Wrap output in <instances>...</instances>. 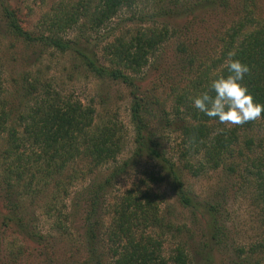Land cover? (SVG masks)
Instances as JSON below:
<instances>
[{"label": "trees", "instance_id": "1", "mask_svg": "<svg viewBox=\"0 0 264 264\" xmlns=\"http://www.w3.org/2000/svg\"><path fill=\"white\" fill-rule=\"evenodd\" d=\"M240 2L219 58L206 63L179 44L184 84L176 85L163 74L168 63L162 61V48L179 38L178 22L229 9L232 0H58L30 30L20 23L19 7L12 6L19 0H0V37L11 38L10 49L24 51V65L33 66L44 55L72 57L97 82L127 91L133 128L131 155L115 164L127 145L121 122L101 115L99 104L85 105L57 91L39 74L23 71L4 79L0 59V206L7 210L0 228L32 244L35 260L47 255L52 243L31 228L24 205L49 198L47 213L55 214L53 230L59 237L71 240L66 224L78 219L76 264H264V236L246 247L229 238L224 215L232 189L223 186L203 196L188 186L189 180L212 173L237 179L235 189L252 193L264 225V118L225 125L200 113L190 100L207 90L216 74L227 75L224 62L234 52L233 58L250 68L242 83L255 102L264 104V0ZM139 4L155 11L127 20L137 21L135 28H119L113 36L111 29L103 42L92 40L121 11ZM150 68L153 75H145ZM159 92L170 104L159 100ZM169 133L179 137L176 148L166 141ZM139 162H152L157 169L143 181L144 189L167 186L188 215L183 221L169 219L172 212L162 208L160 194L140 188L125 190L110 203L112 182ZM101 171L104 176L95 179ZM76 183L80 188L72 193ZM64 200L67 213L55 207ZM24 254L23 249L11 254L12 264Z\"/></svg>", "mask_w": 264, "mask_h": 264}, {"label": "rangeland", "instance_id": "2", "mask_svg": "<svg viewBox=\"0 0 264 264\" xmlns=\"http://www.w3.org/2000/svg\"><path fill=\"white\" fill-rule=\"evenodd\" d=\"M57 1L19 0L18 5L13 3L12 6L19 7L18 18L20 19V23L24 29L30 30L43 14L51 11L50 9ZM240 3V0H232V5L229 9L199 12L191 18L180 20L177 24L182 32L179 38L177 40H171L162 48V61L164 60L165 64L168 63L164 67L163 74L168 75L167 78L172 79L176 85H179L180 82L184 84L182 83L184 80L182 81L180 78L184 74H179L181 72L179 66L184 65L182 62L183 57L176 55V49L180 47L179 44H184L188 50L195 53L198 59L206 63L219 58L221 56L220 51L224 45L222 41L224 33L237 15V10H240ZM151 11L155 10H145L140 4L138 8L133 10H123L108 24L107 28L103 29L100 34L95 35L92 40H100L103 42V39L105 40V38L110 36L111 29L116 30L114 32L111 31L113 32V36L119 28H135L137 26L134 24L137 21L132 20V23H130L127 20L132 19V17H139L144 13L148 14ZM159 22H162V20H159ZM11 41V38H6V36L0 37V59H2L3 71L5 72L4 79L9 75L15 76L20 72L30 71L33 74H39L40 79L50 82L57 91L62 92L64 95L69 94L74 96L85 105L99 104L97 109L99 113L101 115L110 114V116H113L118 122L123 124L127 132V145L115 164H119L130 157L133 150V128L129 116L130 99L127 91L122 86L97 82L90 74L83 71L70 56H59L55 54L50 56L44 55L41 61L35 63L33 66L24 65L21 62V58L25 55L24 51L19 48L10 49ZM13 59L18 61L13 63ZM153 61H149L150 66H153ZM150 70L151 68L146 70L145 75L147 73L149 74ZM151 74L153 75V73ZM149 77L151 78V76ZM169 83L171 85L172 82L169 81ZM165 94L159 92L157 97L162 102H165ZM102 100L105 103H102ZM170 102V100H166L167 104H170ZM166 110L170 111L168 105H166ZM257 121L259 120L251 122L255 124ZM166 141L170 148H176L179 143V137L177 134L169 133L166 135ZM115 164L110 165V169ZM156 170V166L152 162H139L132 169L128 170L124 176L116 178L110 187V203L114 202L125 190L140 188L142 190H148L150 193L160 194L165 199L162 208L164 210L169 209L172 212V216L169 219L175 222L183 221L188 215L180 211L175 197L167 186L150 185L149 189H144L146 186L143 185V181L148 176L155 174ZM99 173L95 179H100L104 176L103 171ZM188 186L196 194L203 196H212L219 190V187L223 186L232 189L226 199L227 213H224L228 221L229 238H231L232 242H236V246L245 247L262 240L264 236V225L261 222L258 208L254 203L253 195L252 193L244 191V189L237 191L235 189L238 186L237 179L231 181L227 179L226 175L221 176L212 173L200 180H189ZM79 188L80 185L76 183L75 188L71 189V192L74 193ZM65 205L66 201L64 200L55 207H57V211H63V206ZM49 206H52L49 198L41 199L34 203H31L29 200L24 205V209L26 210V218L29 219L26 220L25 218V220L30 221L31 228H37L47 236L48 240L52 243V249L47 251V255H42L39 259L35 260L34 255L30 254V251L34 248L33 245L26 243L12 229L2 227L0 228L1 264H12L13 256L11 254H15L19 249H23L25 254L23 257L18 255L17 264H76L79 256H81L78 253L80 233L79 224L77 223L78 219L77 217L69 219L66 225L72 239L64 240L53 230V216L55 214L47 213ZM0 209V216L7 214L6 209H3L1 206ZM64 212L67 213L68 209L65 208ZM218 262L219 259L217 260Z\"/></svg>", "mask_w": 264, "mask_h": 264}, {"label": "clouds", "instance_id": "3", "mask_svg": "<svg viewBox=\"0 0 264 264\" xmlns=\"http://www.w3.org/2000/svg\"><path fill=\"white\" fill-rule=\"evenodd\" d=\"M230 52L224 62L223 72L208 81L207 90L190 97L192 107L209 118H215L225 125H243L262 119L264 104L254 101L248 88L242 83L250 72L247 64L234 59Z\"/></svg>", "mask_w": 264, "mask_h": 264}]
</instances>
